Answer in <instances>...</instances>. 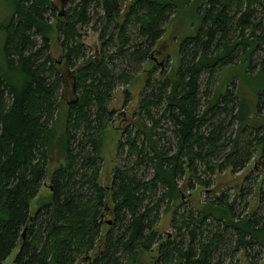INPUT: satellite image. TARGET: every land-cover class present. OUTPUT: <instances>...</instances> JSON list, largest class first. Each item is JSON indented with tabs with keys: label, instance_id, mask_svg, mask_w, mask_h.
I'll list each match as a JSON object with an SVG mask.
<instances>
[{
	"label": "trees",
	"instance_id": "obj_1",
	"mask_svg": "<svg viewBox=\"0 0 264 264\" xmlns=\"http://www.w3.org/2000/svg\"><path fill=\"white\" fill-rule=\"evenodd\" d=\"M123 1L70 0L72 8L63 20L55 16L52 21L46 15H54L57 8L51 0H11L9 4L11 14L5 24H0V263L18 244L13 264H139V254L156 238V205L144 204L151 191L161 187L157 203L167 199L166 206L181 198L175 180L189 175L194 161L213 169L208 157L214 155L226 130L227 148L219 156V167L243 168L256 145L263 146L264 153V13L258 14L253 8L257 0H131L123 20L118 22ZM176 10L178 17L185 12L186 20L196 22V31L180 38L179 65L158 83L162 94L156 98L146 94L139 100V110L150 119L148 108L164 100L160 119L173 125L176 149L169 155L157 148L152 125L141 129L143 139L139 144L135 138L138 131L132 136L126 131L129 152L135 153L137 161L148 162L153 176L138 180L128 174V168L115 167L108 189L96 181L94 167L100 158L99 136L104 127L93 126L89 110L94 107V115L101 116L114 81L127 82L131 77L126 73L113 76L105 62L112 54L104 55L103 50L101 56L83 57L76 68L70 69L83 56L76 26L94 18L101 25L97 30L104 48L114 47L119 61H154L156 57H149V51L163 34L168 14ZM52 35H59L62 65L71 72L57 68L58 60L49 56ZM127 47L132 50L128 52ZM254 52H262L257 64L251 60ZM238 64L243 65L240 90L231 78L222 91L224 80L219 78L218 87L207 94L203 105L199 99L202 77L206 76L203 85L208 86L214 75L221 77L223 67ZM71 86L79 94L69 102L63 91L66 87L73 90ZM60 87L62 93L57 92ZM241 90L252 97L253 105L241 97ZM219 102L230 103L229 108L218 106ZM208 112L210 116L206 117ZM220 114L230 116L227 123H212L221 120ZM208 123L209 130L205 131ZM93 127L97 130L94 134ZM247 130L255 133L249 132L248 139L243 138ZM72 144L79 146V152L91 145L94 156L76 160L78 153L73 152ZM123 144L119 142V148ZM195 145L201 148L195 150ZM53 153L63 160L50 168ZM78 166L92 171L85 176ZM76 176L80 178L77 189ZM45 179L49 180V195L37 197ZM196 181L202 183L199 178ZM34 198L37 206L32 210ZM218 199L223 201V195ZM107 203L110 209L105 208ZM107 210L111 220H104ZM200 213L197 219L183 221L191 226L186 249L169 247L175 251L172 258L162 249L169 241L158 245L161 264H218L212 260L220 245L233 246L229 255L239 249L246 251L253 244L264 253V221L258 224L249 216L234 219L229 203L214 201L205 204ZM209 215L223 220L222 230H231L228 237L219 232L202 235L194 241L198 249L195 253L191 249L193 232ZM119 252L123 263L116 258ZM252 259L248 264L255 263Z\"/></svg>",
	"mask_w": 264,
	"mask_h": 264
},
{
	"label": "rangeland",
	"instance_id": "obj_2",
	"mask_svg": "<svg viewBox=\"0 0 264 264\" xmlns=\"http://www.w3.org/2000/svg\"><path fill=\"white\" fill-rule=\"evenodd\" d=\"M53 4H56L54 15L50 13L46 14L49 17V20L52 21L55 16L58 19L63 20L64 15L67 14L68 10L72 8L73 3L69 2L70 0H51ZM131 0H124L121 3V9L117 16V21L121 22L123 20L122 14L127 11ZM11 0H0V24H5L8 20L11 12L9 9V4ZM254 9L258 10V14L264 13V0H257L255 4L252 5ZM182 16L178 17L177 10L174 13L171 11L168 14L166 22L163 23L162 27L164 32L157 39L156 45L149 51V57H156L154 61L152 59H143L139 62H132L129 59H123L121 61L118 59L117 54L113 53L115 49L112 46L104 48L102 40L100 39L99 29L100 24L95 19L87 24H79L76 26V31L79 34V41L83 43L82 55L81 58L75 60L73 66H69L70 69L76 68L77 62L81 61L83 57L92 56L97 57L101 56L100 52L103 50V54L111 53L112 57L107 59L106 65L111 69V74L113 76L118 75V73L129 74L131 79L127 82L121 80H115L114 85H112L111 96L107 99V108L104 112L101 113V116L94 115V107H91L89 110V116L93 118V126L96 127L97 124H102L103 132H101L99 139H101V146L99 147L100 158L95 164L96 169V181L98 184L110 189V184L112 182L111 173L115 167L128 168V174L133 175L134 179L145 180L150 179L152 174V168L148 165V162L144 160L137 161V156L129 152L128 146L126 143L127 133L130 131V136L138 131L136 135L137 144L141 142L142 135L141 132L146 129V126L152 127V137L156 143V147L162 151L172 153L176 148L177 144L176 137L172 134L173 125L168 122L167 119H160L161 109L164 108L165 102L161 98V102L158 106L154 105L148 108V113L151 115V119L146 117L142 111L139 109V100L143 98L146 94H153L152 98H156L159 94H162V91L159 88L161 81L167 78L173 70H175L179 63L178 58H180V52L177 51L179 40L183 35L193 34L196 31V22H189L186 20V14L180 13ZM183 15L184 21H183ZM258 16V15H256ZM186 20V21H185ZM264 24V21H263ZM130 36H133L132 27L129 28ZM131 32V33H130ZM105 36V34H104ZM104 39V37H102ZM3 40L2 35H0V44ZM59 35L55 38V35L48 40L49 50L47 51L49 56L52 59L58 60L57 68L59 69H68L62 65L63 56L61 57L62 49L59 44ZM103 47V48H102ZM132 47L127 51L130 52ZM262 52H254L251 55L252 64H257L259 62L258 56ZM258 67V65H257ZM256 67V68H257ZM68 69L70 72L71 70ZM243 65L238 64L237 66L223 67L221 69V77H218L219 74L214 75L212 82L208 86H204L206 76L202 77V81L199 83L200 94L199 99L204 105L205 100L207 99V94H212L216 90L217 82L221 78L223 83L221 84V90L224 91L228 86L229 81L233 78L234 85L240 90V80H242ZM148 74V75H147ZM150 78L146 83L147 78ZM62 87V86H61ZM61 87L58 89V93H62ZM72 87V86H71ZM68 87L65 88L67 100L70 102L72 99H76L79 92L72 87L73 90L68 91ZM241 97L250 104H254L255 101L252 97H247L245 94H242V90L239 93ZM245 97V98H244ZM247 102V101H246ZM249 104V105H250ZM229 108L230 103L226 104L219 102L218 106ZM217 107V106H216ZM210 116V112L207 113L206 117ZM221 120L219 119L216 122V119L212 121L218 125L222 123L223 125L229 120L228 114H220ZM155 121V122H154ZM232 122L234 120H231ZM152 123V124H151ZM234 123V122H233ZM91 129V132L96 133L95 128ZM209 127L206 125L204 130ZM138 129V130H137ZM209 130V128L207 129ZM249 132L255 134L252 130H247L243 138L248 139ZM227 130L224 131L223 137L217 143V150L214 155L208 157L210 163L214 165L213 169L205 168L206 166L201 163V161H194L191 167L192 170H189L191 173L189 175H183L182 177L177 178L176 185L180 186L181 195L175 202L169 203L166 206L167 199H164L160 204L157 203L158 195L162 192L161 187H157L154 191H151L148 194V200L144 204L147 206L156 205L153 212L158 214V218L153 225V229L156 235L155 241L148 244V249L141 251L139 254V264H161L159 259V247L158 245H165L166 256L174 257L175 251L169 249V247L174 248V246L179 245L186 249L188 247L187 242H190L188 229L191 226L187 227L183 224V221H189V219H197L202 212L203 206L209 204V202L216 203H229L234 212V219L236 217L249 216L256 219L258 224L264 221V153L261 152V145H256L253 148L252 153H250L249 160L245 163L243 168H230L227 165L218 166L221 160L219 156L223 154L224 150L227 148L225 142L227 140ZM74 134V131L72 132ZM252 134L251 137H254ZM206 135V134H204ZM206 137V136H205ZM243 138H241L243 140ZM240 139V140H241ZM119 142H124V144L119 148ZM90 143V142H89ZM254 144V142L252 141ZM251 143V144H252ZM77 144V143H74ZM72 144V146H74ZM91 144V143H90ZM195 150H199L201 147L195 145ZM84 152H79V146L73 147V152L77 154L76 160L84 159L85 156L90 155L94 156V152L91 150V145L84 148ZM148 149V146L145 147V150ZM151 154V153H150ZM222 159V158H221ZM62 158H60L58 153H53L48 162L50 168H54L55 165L62 163ZM80 162V161H79ZM78 162V163H79ZM78 165V164H77ZM133 167V169H132ZM219 167V168H218ZM79 173H83L85 176L92 171V168H83L77 167ZM212 168V167H211ZM196 170V171H194ZM202 181H196V179ZM77 183L74 185V188H78L80 184V178L76 176ZM49 185V180L45 179L42 185L38 189V195L48 196L49 192L47 186ZM223 195V201H219L218 197ZM36 197V198H37ZM217 205V204H216ZM37 206L35 198L31 200V209L34 210ZM110 204H106L105 208H111ZM104 208V209H105ZM107 210V217L104 220L110 219V214ZM253 214V215H251ZM180 220V221H179ZM204 222H198V229L194 230V237L191 243V249L195 253L198 252L197 245L194 241L203 235L204 237L210 236L213 232H219L223 237H228V234L231 229L222 230L224 222L220 220H215L213 217L206 216L204 217ZM182 222V223H180ZM190 222V221H189ZM102 228H105V225H102ZM23 231H21L22 234ZM25 232V231H24ZM235 236L233 237V239ZM204 240V239H203ZM18 244L16 247L11 249L8 256L1 261L0 264H13L12 259L15 258L16 252L18 249ZM178 247V246H177ZM233 246H219V250L215 252V258H213V263L218 264H248L249 258H253L255 261L254 264H264V253L262 248L257 245L250 246L246 251L244 249H239L231 252ZM121 253H117L116 258L118 261L123 263L121 259ZM251 256V257H250Z\"/></svg>",
	"mask_w": 264,
	"mask_h": 264
},
{
	"label": "water",
	"instance_id": "obj_3",
	"mask_svg": "<svg viewBox=\"0 0 264 264\" xmlns=\"http://www.w3.org/2000/svg\"><path fill=\"white\" fill-rule=\"evenodd\" d=\"M24 231H25V230H23V232H22V235H21L22 237H23V235L25 234V232H24Z\"/></svg>",
	"mask_w": 264,
	"mask_h": 264
}]
</instances>
